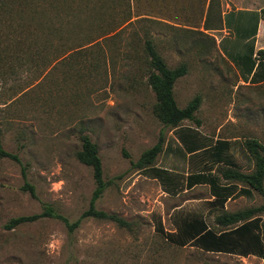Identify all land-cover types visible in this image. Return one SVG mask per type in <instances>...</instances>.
<instances>
[{
    "label": "rangeland",
    "instance_id": "rangeland-1",
    "mask_svg": "<svg viewBox=\"0 0 264 264\" xmlns=\"http://www.w3.org/2000/svg\"><path fill=\"white\" fill-rule=\"evenodd\" d=\"M132 8L131 0H0L2 145L26 168L23 175L17 163L0 159V264H264V213L252 231L257 243H247L251 254L240 255L245 245L233 254L178 247L152 224L163 200L157 184L130 164L171 132L153 115L146 39L169 68L187 67L174 86L178 107L201 98L199 125L185 121L182 127L198 126L211 139L239 138L238 153L247 139L264 145V84L249 82L255 17L247 18L243 32L226 36L229 60L209 40L199 51L206 58L197 63L177 56L178 49L156 46L153 21L134 20ZM50 24L59 27L57 37L49 36ZM37 32L40 42L30 35ZM239 50L246 62L235 55ZM81 134L97 145L109 183L96 209L128 221L130 229L86 218L70 232L63 221L44 217L7 230L11 219L40 214L46 205L71 224L88 210L95 183L91 168L76 159ZM236 160L243 172L251 169L249 158ZM25 183L35 188L34 198L22 191ZM261 202L253 193L228 212Z\"/></svg>",
    "mask_w": 264,
    "mask_h": 264
},
{
    "label": "crops",
    "instance_id": "crops-1",
    "mask_svg": "<svg viewBox=\"0 0 264 264\" xmlns=\"http://www.w3.org/2000/svg\"><path fill=\"white\" fill-rule=\"evenodd\" d=\"M131 6L134 20L153 21L156 46L178 49L177 56H184L197 63L206 58L199 51L207 46L209 40L214 42L223 58L229 60L231 54L224 45L226 36L229 37V33L238 28L243 32L247 18L253 15L255 23L250 28L249 37L250 42H253L254 61L250 67L249 82L253 86L264 84V63L259 64L256 55L259 50H264V20L260 18L264 5L259 8V0H131ZM134 6L137 8L136 12ZM181 49H186L189 53H184ZM240 52L241 50L237 51L235 55L242 57ZM242 59L246 62L243 57ZM255 74L257 78L252 81ZM239 141V138L211 139L202 135L198 126L195 129L182 127L171 130L157 163L143 171L149 174L151 179L148 180L157 184L163 198L158 202L155 223L152 222L155 228L161 227L179 242L188 238L185 232L189 231L187 226L192 228L198 219L206 225L205 232L210 230L215 236L220 235L215 232L218 228L216 218L219 211L228 212L231 204L253 194L252 191L248 195L243 194L240 185L228 183L218 171V168L225 167L243 172L236 160L239 155L252 162L244 143L245 151H233ZM252 168L253 163L251 169L243 173L251 172ZM154 208L155 206L152 210ZM166 220L170 224L169 229L165 228ZM212 240L215 238L210 237L209 244ZM191 243L192 241L183 247L190 246ZM213 250L210 248L203 251L210 254L235 253Z\"/></svg>",
    "mask_w": 264,
    "mask_h": 264
},
{
    "label": "trees",
    "instance_id": "trees-1",
    "mask_svg": "<svg viewBox=\"0 0 264 264\" xmlns=\"http://www.w3.org/2000/svg\"><path fill=\"white\" fill-rule=\"evenodd\" d=\"M260 18L264 20V9L260 11ZM59 31L60 29L58 26L50 24V37H57L59 35ZM30 35L33 39H36L35 42H40L42 39L38 32L35 37L32 34ZM143 50L146 84L154 93L156 100L153 106L154 117L163 125L164 128L169 130L181 129L182 124L185 121L195 122V124L198 125L199 121L195 118V114L199 110L201 98L199 96L194 97L184 108L181 109L178 107L174 95L175 83L187 74L186 65L182 64L173 69L169 68L163 57L157 51L151 39L145 40ZM41 54V52L33 53L34 56H40ZM256 55L259 64L264 63V50H259ZM56 58L57 56L55 59ZM256 78L257 75L255 74L252 81H255ZM79 140L81 142V148L76 153V159L82 165L91 168L92 177L95 183V189L92 193L88 210L85 211L76 222L71 224L64 217L54 213L52 207L46 205L40 214L11 219L5 226L7 230L14 229L24 224L36 222L44 217L55 218L63 221L70 232L76 229L80 225L81 221L86 218L113 222L120 228L130 229L131 224L128 221L96 209L95 204L97 200L101 198L109 183L105 182L103 178L102 161L99 156L97 145L88 135L85 134H81ZM164 142L165 140L161 134L158 142L153 147L143 152L136 162L130 161L132 168L137 171H144L153 167L156 159L163 151ZM244 147L253 163L251 172L243 173L237 169L225 167L218 168V171L220 172L221 178L226 180L228 183L240 185L241 192L243 194L247 193L246 195H248L249 192L252 191L260 196L262 200L261 204L232 213L220 210L218 217L216 218L218 228L215 231L220 234L219 236H215L210 230L205 232L206 225L198 219L195 220L192 228H188L187 226L189 231L186 230L185 232L189 239L187 238L186 240H181L179 242L175 241L170 235L165 233L161 227H158L160 234L164 236L167 242L175 244L178 247H183L192 241V246L203 250L211 248L214 249L213 252L229 253L235 251V249L239 246L245 245L246 252L241 254H251L249 252L250 245L247 243L249 240L256 242L257 236L254 235L252 231L256 227V220L264 213V145L255 139H247L244 141ZM124 154L127 158H129L126 153ZM0 159H9L17 163L21 166L23 175H25L26 168L22 164L19 156L4 150L2 145L1 129ZM22 191L28 192L33 198L35 197V188L28 183L23 185ZM210 237H214L215 240H212V243L209 244L208 241ZM242 241H244V244L241 243Z\"/></svg>",
    "mask_w": 264,
    "mask_h": 264
}]
</instances>
